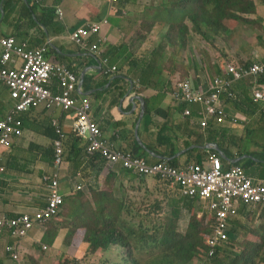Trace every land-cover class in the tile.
<instances>
[{
    "label": "crops",
    "instance_id": "crops-1",
    "mask_svg": "<svg viewBox=\"0 0 264 264\" xmlns=\"http://www.w3.org/2000/svg\"><path fill=\"white\" fill-rule=\"evenodd\" d=\"M29 1V6H33ZM245 18L249 21H240L234 30L223 34L225 41L231 37L235 38V43L201 42L204 45L200 48L207 51L210 70L221 71L223 63L249 65L264 59V6L260 1L256 0V12ZM101 19H107L108 24L99 37H92L90 41L96 44L100 40L97 55L80 49L69 39L77 28ZM189 21L176 15L172 23L155 16L152 2L139 0H119L113 6L110 0H44L32 15L27 10V0H0V37L13 36L18 43L25 42L31 48L48 44L47 58L50 62L67 65L76 73L78 94L89 98L92 118L104 139L115 149L143 156L150 163L187 164L205 161L210 152L220 156L213 149L217 146L224 155V158L220 156L224 168L240 166L264 181V103H254L247 81L234 87L240 95L239 101L226 100L228 111L224 123L219 124L214 119L207 129L201 127L204 120L210 122L202 117L204 106L191 108L192 117L185 118L183 112L187 107L171 97L176 82L183 77L185 65L189 64L186 57L190 50L186 41L189 45L198 43L193 31L189 32ZM143 23L149 28L155 26L160 32H140ZM180 30L190 33L186 39ZM102 59L108 60L106 66ZM188 67L193 73L197 66ZM112 68L116 70L108 72ZM52 91L59 92L56 81ZM11 106L8 89L0 84V120L6 117ZM142 112L139 139L153 156L140 147L136 138V125ZM76 120L74 112L57 108L39 107L21 115L22 136L13 138V143L7 147H0V166L5 169L0 173V216L17 217L46 206L49 196L46 177L53 173L58 131L64 136L65 147L61 190L76 204V212L68 213L67 220L80 215L81 209L76 203L78 194L87 198L81 203L85 218L97 212L101 217L116 215L117 207L120 211L131 206L136 208V200L149 206L148 210H142V215H153L151 209L160 215H169V205L181 201L182 207L193 209V200L176 187L181 194L179 199L169 197L158 179L129 173L118 165L105 163L99 154L88 153L87 136L76 135ZM259 208H263L259 214L251 215ZM256 216L259 223L254 226L249 218ZM236 220L231 236L235 232L238 237L240 230H246L240 223L245 221L254 226L251 232L258 237L256 232L260 234L264 228V206H242L240 221ZM47 222L36 225L22 240L0 232V264H24L32 258L38 264H44L47 259L54 264L63 237L56 234L48 239ZM256 226L259 229L255 230ZM33 241L40 249L30 248ZM8 246L17 249L19 262L11 257ZM30 252L32 256L27 255Z\"/></svg>",
    "mask_w": 264,
    "mask_h": 264
},
{
    "label": "built area",
    "instance_id": "built-area-1",
    "mask_svg": "<svg viewBox=\"0 0 264 264\" xmlns=\"http://www.w3.org/2000/svg\"><path fill=\"white\" fill-rule=\"evenodd\" d=\"M34 1L39 3L42 0ZM102 26L103 23H88L71 33L69 38L78 47L88 49L89 38L99 34ZM0 47V84L8 89L13 100L9 114L0 120V147L9 146L13 138L23 133L19 116L30 109L43 106L47 109L74 112L77 119L76 135L87 136L88 153L99 154L105 162L120 165L132 174L158 177L178 188L184 196L198 201L207 214V244L211 247L210 254L216 246L228 240V231L233 227V222L240 218L242 206H264V181L251 176L239 166L224 168L216 153L210 152L203 162L173 166L167 162L150 164L144 158L115 149L104 139L100 127L90 116L89 99L77 95L78 78L74 71L66 65L50 62L47 58L48 44L31 48L25 42L18 43L13 36H7L0 37ZM91 50L97 52L98 48L93 45ZM229 71L234 74L235 80L251 77L256 79L258 75L264 74V63L238 69L230 67ZM54 80L57 81L60 93L52 92L51 85ZM214 83L215 86L212 85L211 89L216 88V92L206 98L200 95L198 100L203 101L206 108L202 117H207L210 122L215 119L221 124L227 114L220 103L222 91L217 85L219 81ZM230 84V81H224L226 90ZM229 96L232 97L233 94L229 92ZM254 100L264 101V93L256 92ZM184 114L190 116L192 112L187 109ZM210 122L204 120L201 127L207 129ZM54 148L53 173L46 177L49 181L46 207L17 217L0 216V232H9L12 237L23 239L36 224L58 214L64 203L59 188L62 166L59 165L64 161L65 148L64 136L60 131ZM8 250H11L13 259L19 262V255L14 247L10 246Z\"/></svg>",
    "mask_w": 264,
    "mask_h": 264
},
{
    "label": "rangeland",
    "instance_id": "rangeland-1",
    "mask_svg": "<svg viewBox=\"0 0 264 264\" xmlns=\"http://www.w3.org/2000/svg\"><path fill=\"white\" fill-rule=\"evenodd\" d=\"M139 1H147V3L152 2L155 16H161L162 18L171 20L172 23L173 17L175 16L174 13L177 10L187 8L197 9L194 17L189 18L190 24L188 23V28L189 32L191 30L193 31L195 37L198 39V43L189 45V41H186V47L190 50L189 55L186 57V62L188 61L189 64L185 65L182 78L190 76L192 71L188 66L192 64L197 66L195 70L198 73H204L205 70H207L210 75L214 73L207 67V51L204 48H200L201 45H204V43L201 44V42H208L209 39L210 41H214L213 44L217 45H223V43L225 45H231L235 43V38L230 37L228 41L224 40L221 31L217 29V24H219L222 19L230 17L240 22L242 20L237 16L239 15L238 13H242L245 7L249 8V5L245 3H243V5L240 3L232 5L229 2L226 5L225 1L221 2L219 6L216 4H202L198 2V0H172L171 2H168V0ZM167 8L169 10H167ZM143 27V29L139 30L140 32L146 33L151 30L152 34L157 32L155 26L149 28L143 23ZM180 31L184 39L190 34L183 30ZM159 32L160 31L157 33ZM215 36L216 38L214 39ZM22 134L19 137H21ZM13 141V139L10 141V145ZM63 163L64 161H62L59 166ZM160 187L166 189L171 198L179 199L181 197L177 189L170 187L162 181ZM78 195L79 199L78 201L76 200V203H79L81 209V219L78 214L74 220H67L68 213L71 214L76 212L75 200L67 197L66 199L68 200L65 199V204L59 218L47 222L49 228L48 239L54 237L56 234H60L63 237L62 241H60L59 252L55 254L57 259L54 264H148V260L152 258L162 259L165 257L175 259L173 264H264V228H261L260 234L256 232L258 237H255V234L251 232L254 230L253 227L255 224L259 223L257 221V216L255 218H249L254 226L245 221L240 222L243 223L247 233L245 229L240 230L238 237L236 239H231V241L229 240L230 244L222 248V252L218 256L219 261L209 262L207 258L209 251L204 247L209 237V235H204L207 227L203 224L205 217L201 220L198 219L196 208L189 211L185 207H182V201L179 204L173 202L168 207L169 215L166 213L160 215L155 210L151 209L154 214L151 217H146L142 215V210H148L149 206L136 200L138 203L136 208L135 206H131L128 209L120 211L117 207V214H108V219L99 216L98 212L97 215L92 214L90 218H85V209L81 203L87 200V198L81 194ZM261 209L263 208L252 211L251 215L259 214L262 211ZM146 214H151V212H147ZM109 220L111 221L110 227L113 225L123 232L121 238L124 239L128 245L112 244L108 249H93L88 239L92 238L96 231H99L98 233L107 232L103 231L104 228H106L104 223ZM201 221L202 225H200ZM192 224H194V226ZM256 228L259 229L258 226L255 227V230ZM249 232H251L252 236ZM233 235L237 234L234 232ZM178 242L183 243L184 247H186V244L193 247L194 250L197 251L196 255L185 260L180 255L184 250L181 246L177 245ZM37 245V242L33 241L30 248L34 249V247H36L37 250L40 249V246ZM179 249H181V252ZM205 254L208 255L205 256ZM27 255L32 256L33 254L30 252ZM23 260L26 262L25 258H23ZM24 264H38V262L32 258ZM44 264H51V259H47Z\"/></svg>",
    "mask_w": 264,
    "mask_h": 264
},
{
    "label": "clouds",
    "instance_id": "clouds-1",
    "mask_svg": "<svg viewBox=\"0 0 264 264\" xmlns=\"http://www.w3.org/2000/svg\"><path fill=\"white\" fill-rule=\"evenodd\" d=\"M32 1V4L34 5H37V6H41L42 5V3H43V1L44 0H42L41 2H39V3H37V2H35L34 0H31ZM172 0H170V2H171ZM250 2H252L253 4H254V6H255V10H254V12L253 13H250V14H246V13H244V11H242V13H238L239 15H237L238 17H239V19H241L242 21H247L248 19H246L245 17H249V16H251V15H253L255 12H256V0H249ZM258 1H260V3L264 6V2H262V0H258ZM119 2V0H110V4L113 6V5H115L116 3H118ZM198 2H200V3H202V4H215L212 0H198ZM167 10H169L168 8H167ZM196 11H197V9H194V8H187V9H179V10H177L175 13H174V15L176 16V15H178V16H181L183 19L184 18H186V19H189V18H193L194 17V15H195V13H196ZM60 12V11H59ZM238 22L239 21H237L236 19H233V18H227V19H222L221 21H220V23L219 24H217V29L219 30V31H221V33H222V36H223V34L227 31V30H230V29H232V30H234L235 29V27L236 26H238ZM88 23H103V26H102V28L105 26V25H107L108 24V20L107 19H101V20H99V21H97V22H88ZM88 23H86V24H88ZM212 23H215V22H212ZM86 24H84V25H86ZM83 25V26H84ZM78 29V28H77ZM76 29V30H77ZM173 29H175V28H173ZM75 31V30H74ZM73 31V32H74ZM101 31H102V29H101ZM101 31H100V33L99 34H97V35H93V36H91L90 38H89V40H88V44H89V47H88V49H82V48H80V49H82V50H89L91 53H93V54H95V55H97L98 54V52H99V50H100V40L98 41V43H96V44H91L90 43V41H91V38L92 37H99L100 36V34H101ZM72 32V33H73ZM70 35H71V33H70ZM70 35H69V37H70ZM70 39V38H69ZM209 40V39H208ZM74 43V42H73ZM75 44V43H74ZM76 45V44H75ZM93 45H96L97 46V48H98V51L97 52H93L92 50H91V48H92V46ZM107 61L108 60H106V59H102V64L104 65V66H106V63H107ZM264 63V59L263 60H259V61H257V62H254V63H252V64H249V65H247V64H243V65H238V64H233V63H223L222 65H221V71H219V72H216V71H213V70H211V71H213L214 73L212 74V75H210L208 72H207V70H205V72L204 73H198L196 70L192 73V74H190V76H188V77H184V78H182V79H179L177 82H176V84H175V87L172 89V91H171V97H172V99L173 100H175L176 102H178V103H180V104H182V105H184L185 107H187V108H185V110H187V109H189L192 113H193V110L191 109V108H193V107H201V106H204L205 107V105H204V102L203 101H199L198 100V96H200V95H203L204 96V98H206V97H209V96H211L212 94H214L215 92H216V88L214 89V90H212L211 89V86L213 85V86H215V81H219V84H217L218 85V87H219V89L222 91V93L220 94V103H221V105L223 106V107H225V112H226V114H227V111H228V108H227V106H226V104H225V102H226V100H230L231 102H237V101H239L240 100V95L235 91V89H234V87H235V85L236 84H238V83H242V82H245V81H247L248 83H249V88H250V92H251V95H252V99H253V101H254V103H258V102H263L264 103V101H255L254 99H255V93L256 92H262V93H264V87L262 86V84L264 83L263 82V80L262 79H264V74H262V75H258L257 76V78L255 79V78H253V77H251V78H246V79H240V80H235V77H234V74L231 72V71H229V68L230 67H233V68H239V67H250V66H253L254 64H263ZM67 66V65H66ZM206 67V66H205ZM116 69L115 68H112L111 70H108V72H114ZM75 73V72H74ZM76 74V73H75ZM77 76V75H76ZM77 78H78V76H77ZM54 81H56V80H54ZM53 81V82H54ZM224 81H230L231 82V84H230V86H229V88L226 90L225 89V86H224ZM53 82H52V84H53ZM57 82V81H56ZM78 83H79V78H78ZM186 83H188V87L186 88ZM51 89H52V85H51ZM78 89H79V86L77 87V92H78ZM53 92V91H52ZM229 92H231L232 94H233V96L232 97H230L229 96ZM54 93V92H53ZM55 94H57V93H55ZM77 95H79L78 93H77ZM80 96V95H79ZM188 96H190V97H188ZM82 97V96H81ZM82 98H87V97H82ZM190 98H191V100H190ZM89 99V98H88ZM12 100V99H11ZM90 101V100H89ZM90 104H91V102H90ZM13 107V100H12V106H11V108ZM40 107H43V106H40ZM39 108V107H38ZM33 109H36V108H33ZM91 109H92V107H91ZM206 109V108H205ZM11 110V109H10ZM30 110H32V109H30ZM185 110H184V112H183V116L185 117V118H191L192 117V115H190V116H186L184 113H185ZM29 111V110H28ZM28 111H26V112H28ZM25 113V112H24ZM91 113V112H90ZM8 114H9V112H8ZM7 114V115H8ZM23 114V113H22ZM22 114H20V116H19V119L21 120V115ZM6 115V116H7ZM90 116H91V114H90ZM92 117V116H91ZM93 119V118H92ZM226 119V118H225ZM1 120H3V119H1ZM94 120V119H93ZM212 122V121H211ZM210 122V123H211ZM210 123H209V126H210ZM224 123V122H223ZM209 126H208V128H209ZM203 129V128H202ZM22 130H23V125H22ZM18 138V137H17ZM122 152H126V151H122ZM126 153H129V154H131L132 156H136V157H141V158H144L148 163H150L148 160H147V158H145V157H143V156H139V155H136L135 153H132V152H126ZM214 153V152H213ZM65 155V154H64ZM220 157V156H219ZM105 162V161H104ZM161 162H167V161H161ZM105 163H107V162H105ZM158 163H160V162H158ZM167 163H170V162H167ZM109 164V163H108ZM150 164H155V163H150ZM171 165H173V166H180V165H188V164H191V163H187V164H172V163H170ZM118 166H120V165H118ZM121 167V166H120ZM240 167V166H239ZM122 168V167H121ZM242 168V167H241ZM228 169V168H227ZM5 171V169L3 168V167H1L0 166V173H3ZM126 171V170H125ZM128 172V171H127ZM247 172V171H246ZM61 173V172H60ZM130 173V172H129ZM50 175V174H49ZM137 175V174H136ZM140 176V175H139ZM143 177H148V176H143ZM153 177V176H152ZM154 178H156V179H158V180H160V181H164V180H161L160 178H158V177H154ZM258 179V178H257ZM259 180H261V179H259ZM59 181H60V177H59ZM263 181V180H262ZM172 187V186H171ZM59 188H60V192L62 193V195H63V198H64V203L62 204V206H61V208H60V210H59V212H58V214L57 215H55V216H53L51 219H49V220H54V219H58L59 218V216H60V214H61V211H62V208H63V206H64V204H65V199H66V196H65V194H63V192H62V190H61V185L59 186ZM172 188H175V187H172ZM178 189V188H177ZM179 190V189H178ZM180 191V190H179ZM181 192V191H180ZM188 197V196H187ZM190 198V197H189ZM190 199H192L193 200V203H194V207H193V209H197V216H198V219H203L204 217H205V219H204V222H203V224L205 225V226H207L206 227V232H205V234L204 235H207V234H209V228H208V225H207V223H206V219H207V214L204 212V210H203V208H202V206L198 203V201H196V199H194V198H190ZM46 205H47V203H46ZM46 207V206H45ZM45 207H43V208H45ZM42 209V208H41ZM39 210V209H38ZM1 216H4V217H9V216H5V215H1ZM108 214L106 215V216H104V218H107L108 219ZM146 217H151L152 215H145ZM197 218V217H196ZM49 220H47V221H49ZM239 220V219H238ZM238 220H236V221H238ZM241 220V219H240ZM239 220V221H240ZM196 221V220H195ZM44 222H46V221H44ZM41 223H43V222H41ZM41 223H38V224H36V225H40ZM200 223H202V221L200 222ZM35 225V226H36ZM34 226V227H35ZM32 231V230H31ZM30 231V232H31ZM232 231V228L228 231V240L227 241H223L220 245L222 246V248L223 247H227L229 244H230V242H229V240L231 241V234H230V232ZM29 232V233H30ZM28 233V234H29ZM234 233V232H233ZM9 237H11V238H14V237H12L10 234H9V232H7L6 233ZM203 235V236H204ZM28 236V235H27ZM26 236V237H27ZM25 238V237H24ZM23 238V239H24ZM14 239H16V238H14ZM17 240H22V239H17ZM78 240V239H77ZM207 244V243H206ZM207 246L209 247V245L207 244ZM8 247H10V246H8ZM8 247H7V251L11 254V250H8ZM11 247H14V246H11ZM44 247V246H43ZM14 249H15V251L18 253V251H17V249L14 247ZM210 251H211V247H210ZM209 251V252H210ZM210 254V253H209ZM18 255H19V253H18ZM211 255V254H210ZM11 257H12V255H11ZM57 259V258H56ZM19 261H20V255H19ZM18 262V261H17ZM56 262V261H55Z\"/></svg>",
    "mask_w": 264,
    "mask_h": 264
},
{
    "label": "trees",
    "instance_id": "trees-1",
    "mask_svg": "<svg viewBox=\"0 0 264 264\" xmlns=\"http://www.w3.org/2000/svg\"><path fill=\"white\" fill-rule=\"evenodd\" d=\"M29 0H27V10L29 11L30 15H32L33 13H35V9L37 7V5H33V6H29ZM217 6H219V4L223 1H225V4L227 5L229 2L232 5H237V3H240L241 5H243V3L248 4L249 8L244 9V13L246 14H250L253 13L255 10V6L252 2L247 1V0H212ZM262 2H264V0H262ZM231 18V17H230ZM59 89V86H58ZM60 93V89L59 92ZM58 138V137H57ZM173 164V163H172ZM190 211V208H188ZM110 220L105 222V226L106 228H104L103 231H107L105 233H98L99 231H96L94 233V235L92 236V238L88 239V241L90 242V245L93 246V249H98V248H105L108 249L112 244L113 245H123V246H127L128 243L121 238V236L123 235V232L118 230L115 226L110 227ZM197 222V221H196ZM109 223V224H108ZM194 226V224H192ZM101 231V230H100ZM202 238V236H201ZM232 239H236L237 235H233L231 236ZM47 242H50V240H46ZM178 246H181L183 248V253L180 254L181 257H183L185 260H188V258H192L193 256L196 255L197 251L194 250L193 247H190V245L186 244V247L183 246V243L178 242L177 243ZM204 245V244H203ZM205 249H207L208 251H210V247L207 246V244L204 245ZM179 251L181 252V249H179ZM222 252V246L218 245L215 247V249L212 251L211 255L209 254H205L208 255V261L209 262H217L219 261L218 256L220 255V253ZM210 253V252H209ZM175 261V259L169 258V257H165V258H152L150 260H148V264H173ZM137 264V263H135Z\"/></svg>",
    "mask_w": 264,
    "mask_h": 264
},
{
    "label": "water",
    "instance_id": "water-1",
    "mask_svg": "<svg viewBox=\"0 0 264 264\" xmlns=\"http://www.w3.org/2000/svg\"><path fill=\"white\" fill-rule=\"evenodd\" d=\"M90 68H88V70H89ZM88 70H86L85 71V73L88 71ZM137 100H140L141 101V99L140 98H137ZM144 110V109H143ZM143 116H144V112H142V114L140 115V117H139V120H138V123H137V125H136V138H137V140H138V144L140 145V147L148 154V155H152L153 156V153L150 151V150H148L147 148H146V146L140 141V139H139V133H138V131H139V125H140V123H141V121H142V119H143ZM208 148L209 149H211V146H208ZM215 151H217L219 154H220V156L222 157V158H224V155L222 154V152L220 151V149L217 147V146H215L214 148H213Z\"/></svg>",
    "mask_w": 264,
    "mask_h": 264
}]
</instances>
